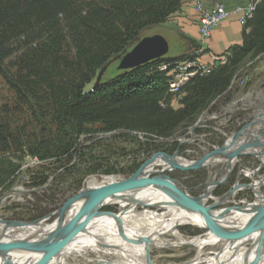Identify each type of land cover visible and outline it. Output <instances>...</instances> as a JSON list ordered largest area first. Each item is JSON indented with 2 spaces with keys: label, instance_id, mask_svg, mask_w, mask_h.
<instances>
[{
  "label": "trees",
  "instance_id": "trees-1",
  "mask_svg": "<svg viewBox=\"0 0 264 264\" xmlns=\"http://www.w3.org/2000/svg\"><path fill=\"white\" fill-rule=\"evenodd\" d=\"M185 1L0 0V78L14 96V106L1 110L0 186L17 168L6 167V155L27 154L65 168L96 124L106 133L170 139L229 90L249 57L264 54L263 0L242 45L229 49L226 65L185 87L181 109L171 107L170 78L160 67H173L189 52L103 79L143 32L165 25ZM36 180L42 186L48 179Z\"/></svg>",
  "mask_w": 264,
  "mask_h": 264
},
{
  "label": "rangeland",
  "instance_id": "rangeland-1",
  "mask_svg": "<svg viewBox=\"0 0 264 264\" xmlns=\"http://www.w3.org/2000/svg\"><path fill=\"white\" fill-rule=\"evenodd\" d=\"M201 1L207 9H212L218 0L210 8L203 0ZM227 2L228 0L225 1L227 9L232 10L238 5L245 4L247 0L233 7H229ZM240 26L244 31L247 25ZM155 35L167 40L170 47L169 56H176L180 46L186 45L180 36L161 26L146 30L141 37L144 39ZM200 50L199 52L191 50L189 52L191 54L188 55H198L199 58ZM216 59L217 57H213L211 63ZM118 67L119 62L113 63L103 79L118 75L120 71ZM92 86L93 84L89 88ZM172 95L171 107L175 110L181 109L185 94L182 92ZM5 106H14V96L0 78V121L1 110ZM262 124H264V54L249 57L234 73L229 90L211 102L196 119L181 126L170 139L147 138L142 134L130 132L106 133L102 130V125L96 124L89 126L93 131L92 134L78 141L75 160L65 168L57 169L51 161H40L27 154L24 156L18 153L15 157L6 155L5 157L9 159H5L8 161L6 167H12L8 166V163H13L17 168L13 167L14 170L16 169L13 176L0 186V224L10 221H43L46 225L55 223L61 216L62 208L85 190H90L89 185L96 184L94 189L97 190L125 182L146 162L156 157H160L161 160L176 161V164L196 165L192 170L180 169L178 166L171 171L157 168L159 173H154L148 179L159 177V182L165 180L169 182L160 186L164 187L163 189L174 190V185L171 183L178 182L188 197L193 200L198 199L202 205L201 200L204 199V195L209 194L210 188L213 187L209 194L211 200H208L204 207L211 210L228 209L229 213H235L246 207L259 209L255 203L258 200V193L264 196V185L259 188L255 184L264 181V150L256 156L245 153L235 157L230 160L235 162L232 167L225 164L224 159L223 162H215L220 158L212 157L219 156V150L228 148L231 144L234 148L243 147ZM263 134L257 139H264ZM250 173L255 175L252 176ZM42 176L48 179L47 183L38 186L36 179ZM235 190L236 195L234 194V197L222 206L224 201H220L225 200L226 196ZM130 207L131 205L125 207L105 205L100 211L119 214L122 209L125 211ZM136 209L141 212L145 210L161 212L160 208L148 206H137ZM42 212L43 215L36 219L34 215ZM200 221L203 223L202 218ZM205 230L207 229L202 225L192 223L182 226L180 234L192 238L203 236ZM21 231L23 230L19 229L15 232L20 234ZM195 248L179 246L155 249L152 252V261L154 264H184L196 257L198 248ZM213 250L212 247H207L206 251ZM211 253L208 255H212ZM68 259L67 264H96L93 260L98 258L91 250Z\"/></svg>",
  "mask_w": 264,
  "mask_h": 264
},
{
  "label": "bare ground",
  "instance_id": "bare-ground-1",
  "mask_svg": "<svg viewBox=\"0 0 264 264\" xmlns=\"http://www.w3.org/2000/svg\"><path fill=\"white\" fill-rule=\"evenodd\" d=\"M263 132L264 124L258 126L249 141L246 140L248 146L246 153L256 156L264 150V139H257V136L259 135L260 137ZM231 146L232 144L221 152L219 156H213L212 158H220L215 162H223L225 160V164L232 167L235 162H231L230 157L236 150L240 149V146L236 148ZM176 163V161L161 159L155 161L145 170V176L142 178L146 180L155 171L159 173L158 169L171 171L176 166ZM251 175L255 174L252 173ZM164 182L154 180L150 184L155 187L134 191L127 195L105 198L100 205H120V207L131 205V207L125 211L122 209L115 216L103 215L94 217L85 226L84 232L77 234L69 242L59 247L49 264H67L68 258L75 255H83L91 250L97 255L98 259L93 260L96 261V264H154L152 261L153 250L179 246L198 248L196 257L191 261L184 262V264H264L263 229L242 237L222 236L211 230H205L203 236L192 238L180 234L182 226L192 225V223L199 226L202 225L203 223L200 220L203 215L215 222L219 221L228 224L231 228L247 225L258 216L264 214L263 194H257L258 200L255 205L259 209L246 207L235 213H229L228 209L211 210L208 207H204L207 205V200H211L209 195L213 189L211 187L209 194L204 195V199L201 200L202 205L199 203L200 207L193 206L194 210L190 211L158 190ZM175 184L181 188L178 182H175ZM255 185L260 188L264 185V181L262 180ZM89 186V189L93 190L97 185L91 184ZM234 194H236V190L226 196L225 200L220 201H224L222 205L227 203ZM145 204L148 207L160 208L159 211L161 212L149 210L141 212L136 209L137 206ZM84 205V202H74L66 212L64 224L77 220L84 209ZM163 209L164 211H162ZM119 228H122L123 235L126 238L121 235ZM53 229L54 227L48 228L46 234ZM15 231L14 229H6L4 225L0 224V263L13 252L19 241L35 238L39 228H27L21 231L22 233L20 234ZM207 247L214 249L211 251L212 253L206 251ZM208 253L212 255H208ZM46 256L47 249H42L19 257L16 264H42Z\"/></svg>",
  "mask_w": 264,
  "mask_h": 264
},
{
  "label": "water",
  "instance_id": "water-1",
  "mask_svg": "<svg viewBox=\"0 0 264 264\" xmlns=\"http://www.w3.org/2000/svg\"><path fill=\"white\" fill-rule=\"evenodd\" d=\"M188 41L191 46H193L196 51L201 49V44H198L195 40L184 38ZM169 43L165 38L160 35H155L152 37H146L140 40L130 51L126 52L124 55L119 56L115 59V62H119L118 69L120 71L131 70L142 65H145L149 62L155 61L157 59L163 58L169 53ZM192 49V48H191ZM102 74L99 75L97 83L101 81ZM264 133V132H263ZM239 135H236L238 137ZM259 137V135L257 136ZM248 146L245 144L240 149L236 150L230 157V160H233L235 157L240 155H245ZM226 148L220 149L218 154L223 152ZM161 159L160 157L153 158L149 162H146L140 170L129 180L118 183L116 185H111L108 187L94 189V190H85L83 193L78 195L74 200L67 203L62 210L60 211L61 216L58 221L50 225H46L43 221H34V222H3L2 224L6 229L14 230H26L27 228L37 227L39 231L35 238H27L18 242L17 246L13 252L5 258L0 264H16V261L19 257L39 251L42 249H47V256L44 259L42 264H49L54 255L57 253L59 247L64 243L69 242L79 233L85 231V226L96 216H105L116 214L100 211L104 208L105 205H100L101 202L108 197L120 196L131 194V192L143 190L150 187H155L150 183L152 181H158V178L144 180L145 169H147L152 163ZM180 169L192 170L195 169L196 165H183L176 164ZM175 166V167H176ZM170 181V178H168ZM163 183V182H162ZM169 184L165 180L164 185ZM171 184L174 185V190L163 189L164 187H159V191L166 194L170 199L176 200L185 209L193 211V206H199V200H193L188 197L180 187L175 184L173 181ZM157 187V186H156ZM76 201L84 202V209L81 215L77 220L64 224L65 215L69 207ZM139 206H146L139 205ZM206 211V210H205ZM203 228L211 230L214 233L222 236L230 237H242L253 232L263 229L264 233V214L258 216L251 223L244 225L242 227L231 228L230 225L224 224L223 222H215L214 220L208 218L206 215H203ZM50 227H54L53 230L46 234V230ZM120 229L121 235H123L122 228ZM132 241V240H131ZM135 243L134 241H132Z\"/></svg>",
  "mask_w": 264,
  "mask_h": 264
},
{
  "label": "built area",
  "instance_id": "built-area-1",
  "mask_svg": "<svg viewBox=\"0 0 264 264\" xmlns=\"http://www.w3.org/2000/svg\"><path fill=\"white\" fill-rule=\"evenodd\" d=\"M193 3L196 12L200 17V33L203 39L209 38L213 29L218 27L224 20L234 16L240 25L245 27L254 18L258 6L263 0H247L243 5H238L232 10H228L225 1L218 0L212 9H207L201 0H188ZM248 31L250 29L248 28ZM228 63V54L217 57L211 64H205L202 59L191 55L183 59L173 67L163 64L160 71L165 72L169 80V92L174 95L182 94L186 86L199 77L210 75L221 65Z\"/></svg>",
  "mask_w": 264,
  "mask_h": 264
},
{
  "label": "crops",
  "instance_id": "crops-1",
  "mask_svg": "<svg viewBox=\"0 0 264 264\" xmlns=\"http://www.w3.org/2000/svg\"><path fill=\"white\" fill-rule=\"evenodd\" d=\"M203 1L206 6L210 8L216 0ZM245 1L246 0H228L227 5L229 7H233L244 3ZM161 27L165 30L167 29V31L169 30L175 33L177 36H180L181 40L187 45H185V47L180 46L176 56L188 53L191 50L196 52V49L184 39L187 37L195 40L198 44H201V57L199 58L205 63H211L213 57H220L231 47L235 45H242L243 43V28L234 17H231L221 23L213 30L211 36L206 41H203L200 34L199 15L196 12L193 3L188 0L185 1L181 9L172 15L168 22Z\"/></svg>",
  "mask_w": 264,
  "mask_h": 264
},
{
  "label": "flooded vegetation",
  "instance_id": "flooded-vegetation-1",
  "mask_svg": "<svg viewBox=\"0 0 264 264\" xmlns=\"http://www.w3.org/2000/svg\"><path fill=\"white\" fill-rule=\"evenodd\" d=\"M164 171H165V170H164ZM154 173H157V171H155ZM235 195H236V194H235ZM233 197H234V196H233ZM233 197H232V198H233ZM232 198H231V199H232ZM231 199H230V200H231ZM208 200H210V199H208ZM208 200H207V203H208ZM230 200H229V201H230ZM229 201H228V202H229ZM228 202H227V203H228ZM227 203H225V204H227ZM225 204H224V205H225ZM222 206H223V205H222Z\"/></svg>",
  "mask_w": 264,
  "mask_h": 264
}]
</instances>
